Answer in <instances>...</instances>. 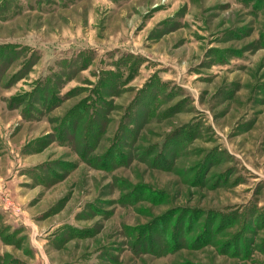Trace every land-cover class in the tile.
Masks as SVG:
<instances>
[{
  "label": "rangeland",
  "instance_id": "1",
  "mask_svg": "<svg viewBox=\"0 0 264 264\" xmlns=\"http://www.w3.org/2000/svg\"><path fill=\"white\" fill-rule=\"evenodd\" d=\"M257 1L0 0V264H264Z\"/></svg>",
  "mask_w": 264,
  "mask_h": 264
},
{
  "label": "trees",
  "instance_id": "2",
  "mask_svg": "<svg viewBox=\"0 0 264 264\" xmlns=\"http://www.w3.org/2000/svg\"><path fill=\"white\" fill-rule=\"evenodd\" d=\"M264 0H258L257 2H259L258 4H260L261 5V3L260 2H263ZM259 5V6H260ZM258 8V7H257ZM48 91H50V92H52L51 91V89H49L48 88ZM42 99H43V97H42ZM54 101L53 102H55V99H53ZM56 101H57V99H56ZM104 113H102V116H101V122H99V121H97L98 119H96L95 117H91L90 118V120L92 119V121H93V125H94V127H95V131H96V133H95V136H93L94 137V141L96 140V142H98L99 140H100V138L103 136V129L105 128V125H106V123H107V121H106V117H104ZM95 118V119H94ZM70 117H68L66 120L69 122L70 121ZM92 136V135H91ZM170 150H172L173 151V149H171L170 148ZM166 158V157H165ZM118 160V159H117Z\"/></svg>",
  "mask_w": 264,
  "mask_h": 264
},
{
  "label": "crops",
  "instance_id": "3",
  "mask_svg": "<svg viewBox=\"0 0 264 264\" xmlns=\"http://www.w3.org/2000/svg\"><path fill=\"white\" fill-rule=\"evenodd\" d=\"M38 7H40V6H38ZM26 8L29 9V10H31L32 8H33L34 10H36L37 7L30 5L29 8H28V7H26ZM47 8H48V7H47ZM25 10H26V9H25ZM22 11H23V10H22Z\"/></svg>",
  "mask_w": 264,
  "mask_h": 264
},
{
  "label": "bare ground",
  "instance_id": "4",
  "mask_svg": "<svg viewBox=\"0 0 264 264\" xmlns=\"http://www.w3.org/2000/svg\"><path fill=\"white\" fill-rule=\"evenodd\" d=\"M70 233V232H69ZM67 234V233H66Z\"/></svg>",
  "mask_w": 264,
  "mask_h": 264
}]
</instances>
